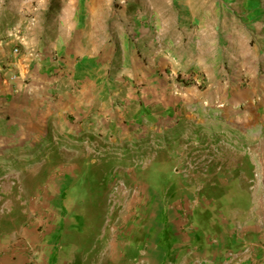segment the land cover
<instances>
[{
	"label": "crops",
	"instance_id": "crops-1",
	"mask_svg": "<svg viewBox=\"0 0 264 264\" xmlns=\"http://www.w3.org/2000/svg\"><path fill=\"white\" fill-rule=\"evenodd\" d=\"M112 1L117 2L47 0L40 38L0 42V146L7 145L5 152L27 151L40 140L76 143L81 138L117 148L150 131H164L172 66H190L205 84L198 105L219 102L223 112L264 115L261 9L253 26L238 31L228 15L215 23L220 14L213 4L210 13L201 14L197 7L205 9L204 0ZM168 5L175 7L170 13ZM256 127L263 130L251 156L253 184H228L219 197L193 200L188 216L168 212L155 192L141 189L143 212L123 219L124 229L113 231L111 239L108 234L103 264H218L226 250L243 244L252 248L249 264H264V121ZM110 148L85 147L81 156L125 154ZM43 248L45 264L72 260L71 246Z\"/></svg>",
	"mask_w": 264,
	"mask_h": 264
},
{
	"label": "rangeland",
	"instance_id": "rangeland-1",
	"mask_svg": "<svg viewBox=\"0 0 264 264\" xmlns=\"http://www.w3.org/2000/svg\"><path fill=\"white\" fill-rule=\"evenodd\" d=\"M42 1L0 0V42L40 38V13L47 0ZM152 1L159 4L163 0ZM260 1L204 0L205 9L197 8L208 14L213 4L220 14L215 23L228 15L239 31L258 21L257 9L264 15V0ZM174 8L168 5L167 12ZM168 35L173 36L169 31ZM172 68L167 77L170 111L162 132L150 131L117 148L85 143L82 138L75 139L76 143L40 140L24 152H5L7 145L0 146V264H45L43 247L52 251L70 246L69 264H103L108 234L111 239L113 231L124 229L123 219L143 212L141 189L155 192L168 212L188 216L193 200L219 197L228 184L254 183L251 156L260 146L263 129L256 125L264 121V115L251 118L223 112L219 102L198 105L197 95L206 91L201 92L205 84L190 66ZM98 145L125 154L117 156L110 150L81 156L85 147ZM28 146L22 144L24 149Z\"/></svg>",
	"mask_w": 264,
	"mask_h": 264
},
{
	"label": "built area",
	"instance_id": "built-area-1",
	"mask_svg": "<svg viewBox=\"0 0 264 264\" xmlns=\"http://www.w3.org/2000/svg\"><path fill=\"white\" fill-rule=\"evenodd\" d=\"M13 52L17 53L18 48H14ZM252 257L251 245L243 244L237 250H226L218 262V264H249Z\"/></svg>",
	"mask_w": 264,
	"mask_h": 264
}]
</instances>
